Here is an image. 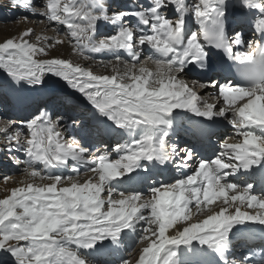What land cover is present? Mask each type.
I'll return each mask as SVG.
<instances>
[{
    "label": "snow or ice",
    "instance_id": "1",
    "mask_svg": "<svg viewBox=\"0 0 264 264\" xmlns=\"http://www.w3.org/2000/svg\"><path fill=\"white\" fill-rule=\"evenodd\" d=\"M8 2L58 31L0 41L4 86L40 92L55 77L90 118L54 117L45 105L0 128V152L26 178L0 198V264H106L126 245L119 264H132L141 243L136 264H264V0ZM61 35L89 66L52 55ZM193 72L217 103L190 86ZM225 73L236 82L221 83ZM193 117L198 137L221 125L232 133L211 158L180 143ZM173 169L181 174L158 179Z\"/></svg>",
    "mask_w": 264,
    "mask_h": 264
},
{
    "label": "bare ground",
    "instance_id": "2",
    "mask_svg": "<svg viewBox=\"0 0 264 264\" xmlns=\"http://www.w3.org/2000/svg\"><path fill=\"white\" fill-rule=\"evenodd\" d=\"M190 1H191V3L193 2V0H190ZM141 2L147 3V0H107V3L111 4L113 9H116L117 6H121V5L126 6L128 8L130 6H133V5H135L137 3H141ZM30 18H31L30 19L31 23H32V21H34V19L36 20L35 17L30 16ZM20 23H21V25L19 26V32L18 33L14 34V32L12 30H11V32H12L11 34H7L6 32L5 33L2 32V33H0V41L7 39L8 36H11V37L18 36L23 30H25L27 28H33L35 30V28L33 27L34 23L33 24L27 23L26 20L21 21ZM42 29H43V31L46 30L45 26L42 27ZM35 31L38 34H41V33H39V30L38 31L35 30ZM101 31L104 32L105 34H110L113 31V29L111 28V26H108V27L102 29ZM41 35L50 37L51 34L44 31V32H42ZM60 38L65 41V44L62 46H58L59 47L58 51L53 50L52 51L53 56H61L63 58L72 60L74 63L89 66L90 62L83 61L79 57H76L72 54V52H71V50L67 44L68 38H63V37H60ZM97 59H108V57L107 56H98ZM93 70L95 72H97L98 74L103 73V70L99 67H94ZM48 104H49V106L55 105V104H51V103H48ZM30 117H31V115L29 116V118ZM196 119H198V118L193 117L191 122L188 120L182 121L181 131L179 133L180 141L183 140L182 143H190V144L195 145L196 148H198V151L202 152L201 156H203L205 158H209V157L211 158L214 156V153L218 150L219 143L222 141V139H226L227 135H231L232 133L227 126H225V125L218 126L214 129H212L211 132L209 133V135H212L213 133H215L214 135H216V138L215 139L211 138L207 142V144H203L197 139L198 136L194 134L196 131V127H197L196 124L194 123ZM6 120H8V119H6ZM0 122H1V124L4 123L3 125L0 124V128H5V127L8 128V124L6 125V122H4L3 119H1ZM9 129H11V128H9ZM21 138L24 139L23 136ZM227 142L233 143L236 141L235 140H228ZM205 145H206V148L203 150L202 148ZM3 146H4V140H3L2 134H0V148H2ZM7 156L9 157L8 154H7ZM15 156L22 158V153H15ZM9 159H10V161H12V159L10 157H9ZM15 168H14V173L17 175L21 174L20 169L17 168L16 166H15ZM18 169H19V172L17 173ZM6 170H8V172L11 171V169H6ZM3 171H5V170H3ZM186 171H190V170H186ZM169 173H170V175H169ZM179 174H181V173H179L175 169H173L171 171L165 172L161 176L163 177V179L165 181H169V180L173 179L174 176L179 175ZM89 175H91V174H89ZM86 178H87L86 176L81 177L82 180L86 179ZM158 178L161 179V177H158ZM25 179L26 178L21 174L19 176H16L13 180L9 181L5 186L1 185L0 186V192H3V193L0 194V198H3L4 195H6V190H10L11 188L19 186L20 182L25 180ZM36 182L39 183V181H36ZM257 190H259V185H257ZM213 207L214 208L219 207V205H214ZM200 219H203V216H201ZM144 246L145 245H143V247ZM120 258H121V251L115 252L112 254H108V255H105L104 257H102V259L106 262V264H119Z\"/></svg>",
    "mask_w": 264,
    "mask_h": 264
},
{
    "label": "rangeland",
    "instance_id": "3",
    "mask_svg": "<svg viewBox=\"0 0 264 264\" xmlns=\"http://www.w3.org/2000/svg\"><path fill=\"white\" fill-rule=\"evenodd\" d=\"M22 15H27V13L24 12L23 9H14L12 8V6L9 4L8 0H0V33L2 32H6L7 34H11V30L14 32V34L19 32V26L21 25V21H24V19L22 20ZM31 18L29 17V20ZM31 21V20H30ZM27 23H31L29 21H27ZM34 23V24H33ZM35 28V30H39V33L42 34V32L46 31L47 33L51 34L50 37H55L57 35V31L58 28L56 27H49L48 25H45V23H37V21L34 19V21H32V23ZM45 26V29L43 31L42 27ZM60 37H63V35H61ZM8 38H11V36H8ZM0 76L2 77H6V75L0 71ZM7 78V77H6ZM46 83L49 85H53L56 88H59L60 86H65L67 87V85L63 82L58 80L55 77H49L46 76L45 77ZM14 168L15 165L13 163V161H10L9 157L7 156V153L4 152H0V186H5L9 181L13 180L16 176H19L21 174H15L14 173ZM6 169H11L10 172H8V170ZM5 170V171H3ZM19 172V169L17 171V173ZM5 176H9L11 177V179L7 182L4 183V177ZM3 192H0V194H2ZM144 245V244H143ZM142 244H139L135 250L131 253V256L134 257L135 262L138 259V254L141 250V248L143 247ZM142 246V247H141ZM125 249V248H123ZM125 255L126 252H125ZM128 256V255H127ZM134 259L131 258L132 260V264L134 263Z\"/></svg>",
    "mask_w": 264,
    "mask_h": 264
}]
</instances>
